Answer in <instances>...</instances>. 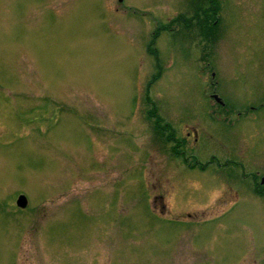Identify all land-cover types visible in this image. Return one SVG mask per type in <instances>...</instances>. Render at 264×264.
Here are the masks:
<instances>
[{"label":"rangeland","instance_id":"374dc122","mask_svg":"<svg viewBox=\"0 0 264 264\" xmlns=\"http://www.w3.org/2000/svg\"><path fill=\"white\" fill-rule=\"evenodd\" d=\"M214 3L0 0V264H264V0Z\"/></svg>","mask_w":264,"mask_h":264},{"label":"flooded vegetation","instance_id":"af4514ba","mask_svg":"<svg viewBox=\"0 0 264 264\" xmlns=\"http://www.w3.org/2000/svg\"><path fill=\"white\" fill-rule=\"evenodd\" d=\"M219 101V100H218ZM221 102V101H219ZM223 104V102H221ZM219 106V105H218ZM220 107V106H219ZM245 114L248 116L247 118H254L260 119L258 116L263 113L264 115V93L258 96L255 101L249 103V105L244 106ZM258 111L262 113L256 114ZM251 181L254 185V191L257 192L260 196L264 195V173L260 175V172L253 173L251 175Z\"/></svg>","mask_w":264,"mask_h":264},{"label":"water","instance_id":"95a60500","mask_svg":"<svg viewBox=\"0 0 264 264\" xmlns=\"http://www.w3.org/2000/svg\"><path fill=\"white\" fill-rule=\"evenodd\" d=\"M26 202H27L26 197L21 195L19 200H18L19 205L24 206L26 204Z\"/></svg>","mask_w":264,"mask_h":264},{"label":"trees","instance_id":"16d2710c","mask_svg":"<svg viewBox=\"0 0 264 264\" xmlns=\"http://www.w3.org/2000/svg\"><path fill=\"white\" fill-rule=\"evenodd\" d=\"M213 3H214V0H213ZM214 5H215V3H214ZM214 10H215V8H214ZM204 24H205V21H204ZM205 25H206V24H205ZM157 122H159L158 119H157ZM162 127H163V126H162ZM160 128H161V127H160ZM158 130H159V132L161 131V129H159V128H158Z\"/></svg>","mask_w":264,"mask_h":264}]
</instances>
